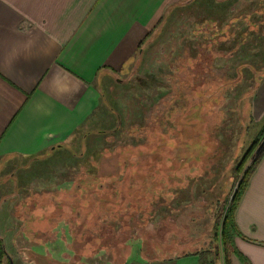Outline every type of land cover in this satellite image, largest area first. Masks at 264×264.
<instances>
[{"label":"rangeland","instance_id":"obj_1","mask_svg":"<svg viewBox=\"0 0 264 264\" xmlns=\"http://www.w3.org/2000/svg\"><path fill=\"white\" fill-rule=\"evenodd\" d=\"M191 1L198 0H186L188 8L176 9V19H161L121 81L104 85L107 121L90 122L65 143L77 157L61 152L41 161L21 159L31 164L15 171L19 180L12 178L13 171L0 173V239L13 264H123L131 253L166 257L213 243L218 214L264 150L263 137L243 171L228 170L238 163L229 152L251 126L249 100L264 74L259 66L254 75L252 66L264 65V0H218L226 9L208 11ZM246 31L263 43L251 44L247 35V49L237 45ZM56 182L65 185L49 191ZM92 190L110 193L113 202L119 196L125 200L121 205L126 203L129 215L110 220L115 230L110 249L115 248L117 260L104 250L95 257L75 256L79 249L70 245L76 235L68 229L58 238L60 249L57 238L45 240L53 241L50 247L33 233L48 226L57 203L67 224L69 213L78 214L79 221L83 215L93 218L92 204L85 202ZM24 229L35 243L23 236L12 245ZM44 249L54 253L46 256ZM215 261L224 264L221 255ZM7 263V257L0 261Z\"/></svg>","mask_w":264,"mask_h":264},{"label":"crops","instance_id":"obj_2","mask_svg":"<svg viewBox=\"0 0 264 264\" xmlns=\"http://www.w3.org/2000/svg\"><path fill=\"white\" fill-rule=\"evenodd\" d=\"M185 1L0 0V173L13 171L12 178L19 180L15 171L31 164L21 159L41 161L61 152L77 157L65 145L90 122L107 121L109 116L104 85L121 81L119 76L132 67L161 19H176L177 10L188 8ZM192 2L190 6L206 11L226 9L218 0ZM178 3L183 7H175ZM246 35L252 37L251 44L256 39L263 43L254 31H247L237 45ZM243 47L247 49V41ZM252 66L254 75L259 66L264 68ZM257 81L249 100L251 126L229 152L238 161L235 168L227 166L230 171L264 125V74ZM235 221L239 252L232 256V264H264V153ZM201 247L166 257L152 253L135 258L131 253L123 264H199Z\"/></svg>","mask_w":264,"mask_h":264},{"label":"flooded vegetation","instance_id":"obj_3","mask_svg":"<svg viewBox=\"0 0 264 264\" xmlns=\"http://www.w3.org/2000/svg\"><path fill=\"white\" fill-rule=\"evenodd\" d=\"M106 178H108V177H105V179ZM108 181H109V178H108L107 182ZM106 183L102 184V185H98V189L101 190L102 186L103 187L106 186ZM58 185L59 186H64L65 184H61V183L56 182V187ZM54 188L51 187V189H49V191H56V190H53ZM91 193H93V195H88V199L87 200L85 199V202H90L92 204V208L93 209L91 210V212H92L93 218L91 216L87 217L86 215H83L82 218H84V219L79 221V215L78 214L77 215H72L71 213H69V215L71 216L70 218H72V221H70V223L67 224V223L64 222V210L57 203V206H55V211L56 212L53 215V219L48 222V226L40 228L39 230L33 231V233H35L38 236L42 235L41 237H42L44 243L45 242H49V241H45L46 239L49 238V236L57 238L56 239V244L57 245H55V246H58L60 244L58 246V249H60V248L63 247V241L62 240H58V238L63 237L65 235V230L68 229L69 232L74 233L76 235V236H73L72 244L70 245L72 247H76V248L79 249L78 255H75V256H79L80 254H82V255L86 254L89 257L93 253V255L95 257L96 251L98 249H106L107 247H111L110 245H111L112 241H110V240L112 239V236H111L110 233L115 232V230L111 226V221H110L111 217H112L111 213H113V211L111 209V207H112V202H111L112 201V199H111L112 196L110 195V193H107L106 196H103V194L102 195H97V194L94 193V191L91 192ZM86 195L87 194H84L82 196L85 197ZM22 196H25V194H23ZM102 197H104V198H102ZM78 201L84 202L83 200H81L79 198H78ZM101 201H106V207H108L105 210V212H104L105 221H106L107 225L105 223L101 224L100 220H98V216H99L100 211H99V209H96V207H100ZM117 201L119 202V204H121V202H123L125 200L123 199V196H119L117 198ZM121 213H124V216H128L129 215V213H126V210H124V209L122 210ZM130 214L135 215L134 211H131ZM72 227H75L73 231L70 230ZM26 233L27 232H25V229L23 231L19 232V234L17 236V239L12 240L11 244L12 245L13 244H17L18 241L23 238V236H24V238L25 237L28 238ZM7 234H9V231H8ZM20 234L22 235V237L19 238ZM86 234H87V237L85 238L84 236ZM28 240H29L30 244H34L35 243V242L31 241V238H28ZM0 241H2L4 249H5V253H6L5 257H7L8 262L12 263L13 262V260H12L13 257L7 253L5 240L4 239H0ZM93 242L94 243L96 242V243L94 245H91L89 249L85 248V245H87L88 243L91 244ZM49 243L51 245L50 247H52L53 241H50ZM12 245H11L10 248H17V247H13ZM47 249H44L46 251L44 253V254H46V256H47V251H48ZM154 249L155 248H153V250ZM112 251H113L114 258L117 260L118 257L115 254V248H112ZM53 253H54L53 251H52V253L49 252L48 256L49 255L51 256V254H53ZM43 255H41V257H43ZM91 260H95V258H92Z\"/></svg>","mask_w":264,"mask_h":264},{"label":"trees","instance_id":"obj_4","mask_svg":"<svg viewBox=\"0 0 264 264\" xmlns=\"http://www.w3.org/2000/svg\"><path fill=\"white\" fill-rule=\"evenodd\" d=\"M247 32V31H246ZM247 36V35H246ZM241 40L240 45H246L245 38ZM242 37V36H241ZM264 137V125L257 134L256 138L249 146L248 150L240 160L236 171L241 172L245 168L246 163L249 161L250 157L253 155L255 149H257L260 144L262 138ZM264 150L255 158V160L246 168L244 171L243 177L241 179L239 188L235 197L232 199L231 203L227 207H225L224 212L221 211L218 214L217 222H216V231L215 237L213 239V243L208 247H204L197 251V255L199 256V264H215V260L220 259V255L223 256L224 264H232V256L238 254V248L235 243V237L239 234L238 227L235 221V213L238 208L239 202L242 198L243 193L245 192L250 177L256 170L258 164L261 161ZM170 187V186H169ZM104 198V197H102ZM112 202V207H114L113 216L119 217L121 216L122 209H125V205L119 204V202ZM108 207H106V201H101L99 209L100 213L98 216V220H100L101 224H106L104 212ZM113 222V221H112ZM107 225V224H106ZM108 251V253L112 254V249H98V251ZM5 249L2 241H0V261L6 256ZM112 258V257H111ZM7 264H11L8 262Z\"/></svg>","mask_w":264,"mask_h":264},{"label":"water","instance_id":"obj_5","mask_svg":"<svg viewBox=\"0 0 264 264\" xmlns=\"http://www.w3.org/2000/svg\"><path fill=\"white\" fill-rule=\"evenodd\" d=\"M257 150H258V149H257ZM258 152H259V151H258ZM258 152H257V153H258ZM257 153H256V154H257ZM11 264H13V262H12Z\"/></svg>","mask_w":264,"mask_h":264}]
</instances>
